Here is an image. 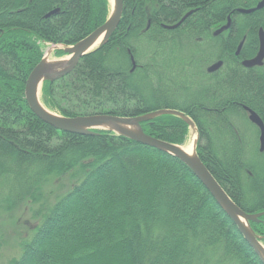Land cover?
Returning <instances> with one entry per match:
<instances>
[{
  "label": "trees",
  "instance_id": "16d2710c",
  "mask_svg": "<svg viewBox=\"0 0 264 264\" xmlns=\"http://www.w3.org/2000/svg\"><path fill=\"white\" fill-rule=\"evenodd\" d=\"M122 1L107 41L44 81L41 103L63 117L181 111L196 127L198 157L231 200L246 213L264 211V151L243 110L264 124V61L240 63L257 51L264 7L237 12L260 0ZM109 11V0H0V210L42 203L48 183L70 180L34 210L36 225L8 264H263L180 159L108 130L56 129L27 105L25 82L44 45H73ZM242 120L254 128L252 145ZM141 127L181 146L189 133L170 114ZM249 225L264 243V215Z\"/></svg>",
  "mask_w": 264,
  "mask_h": 264
},
{
  "label": "water",
  "instance_id": "95a60500",
  "mask_svg": "<svg viewBox=\"0 0 264 264\" xmlns=\"http://www.w3.org/2000/svg\"><path fill=\"white\" fill-rule=\"evenodd\" d=\"M109 4V15L102 25L94 29L91 33L73 45L63 46V48H61L66 53L65 59L60 57L53 61H46L43 56L42 59L33 67L26 79L24 87V96L27 105L39 119L56 129L77 134H92L94 129L108 130L117 135L128 137L138 143L153 147L159 151H163L180 159L206 187L215 201L234 222L243 238L249 243V245L264 264V244L261 242V238L253 233L249 225L250 221H256L260 216L264 215V211L259 213L244 212L231 200L224 189L219 185V183L198 157L196 150L195 155H191L187 153L181 145L169 143L164 140L152 137L146 134L141 127L142 122L150 121L163 114H170L180 117L188 124L189 128L195 127L193 121L183 112L175 109H158L132 117L115 116L109 114H91L76 117H63L53 111L48 110L41 103L40 90L44 81H53L71 72L81 57L102 46L116 29L122 13L123 1L109 0ZM263 7L264 0H260L255 7L249 9L238 8L237 12L248 14ZM190 12L191 11L187 12L176 24L164 25V28H176L190 14ZM228 26L229 17L226 27ZM241 45L242 42L238 45L235 55L239 54ZM263 61L264 30L259 28L257 54L251 59L243 60L241 65L246 68L260 66L263 64ZM221 65V61L212 63L207 68V72L216 71L221 67ZM243 110L246 111L249 122H251L258 129V150L262 153L264 151V124L256 112L247 106H243ZM197 138L198 136H196L195 140V149Z\"/></svg>",
  "mask_w": 264,
  "mask_h": 264
},
{
  "label": "rangeland",
  "instance_id": "374dc122",
  "mask_svg": "<svg viewBox=\"0 0 264 264\" xmlns=\"http://www.w3.org/2000/svg\"><path fill=\"white\" fill-rule=\"evenodd\" d=\"M61 48L63 47L60 45L45 44L43 49L44 56L47 54V58L50 61L56 60L58 57L54 54V51ZM182 54H184V52ZM61 57L65 59L66 55ZM238 124L241 130L249 137L250 144H254V128L243 120L239 121ZM195 135L197 136V130L195 131ZM192 136L193 129L190 127L184 145L189 144ZM258 137L259 136H257V143L259 147ZM68 185H70V180H67V178H62L61 180L57 179L53 184L48 183L45 186L43 190L45 193V200L42 203L33 204L28 200L12 212L0 210V264H8L10 259L20 254L19 244L22 241L28 240L37 222L33 217L34 210L37 209L39 205L51 204L55 197L65 192Z\"/></svg>",
  "mask_w": 264,
  "mask_h": 264
},
{
  "label": "bare ground",
  "instance_id": "6f19581e",
  "mask_svg": "<svg viewBox=\"0 0 264 264\" xmlns=\"http://www.w3.org/2000/svg\"><path fill=\"white\" fill-rule=\"evenodd\" d=\"M45 60L46 61H50L48 58H47V54L44 56ZM193 129V136L191 138V141L189 142V144L187 145H184L182 146V148L189 154L191 155H195V140H196V135H195V127H192ZM264 246V245H263Z\"/></svg>",
  "mask_w": 264,
  "mask_h": 264
},
{
  "label": "flooded vegetation",
  "instance_id": "af4514ba",
  "mask_svg": "<svg viewBox=\"0 0 264 264\" xmlns=\"http://www.w3.org/2000/svg\"><path fill=\"white\" fill-rule=\"evenodd\" d=\"M242 46V45H241ZM241 49V48H240ZM240 51V50H239ZM257 51H258V48H257ZM257 51H256V53H255V55L257 54ZM254 55V56H255ZM254 56H252V57H249V58H244V59H242L241 61H240V63L243 61V60H246V59H251V58H253ZM244 67V66H243ZM249 68V67H248Z\"/></svg>",
  "mask_w": 264,
  "mask_h": 264
}]
</instances>
